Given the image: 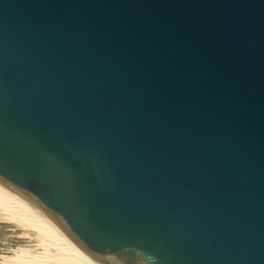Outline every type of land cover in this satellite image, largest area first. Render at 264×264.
Masks as SVG:
<instances>
[{
	"label": "water",
	"instance_id": "water-1",
	"mask_svg": "<svg viewBox=\"0 0 264 264\" xmlns=\"http://www.w3.org/2000/svg\"><path fill=\"white\" fill-rule=\"evenodd\" d=\"M0 185L101 264H264V0H0Z\"/></svg>",
	"mask_w": 264,
	"mask_h": 264
},
{
	"label": "bare ground",
	"instance_id": "bare-ground-1",
	"mask_svg": "<svg viewBox=\"0 0 264 264\" xmlns=\"http://www.w3.org/2000/svg\"><path fill=\"white\" fill-rule=\"evenodd\" d=\"M0 224L14 226L32 245L0 253V264H101L35 207L0 185Z\"/></svg>",
	"mask_w": 264,
	"mask_h": 264
},
{
	"label": "rangeland",
	"instance_id": "rangeland-1",
	"mask_svg": "<svg viewBox=\"0 0 264 264\" xmlns=\"http://www.w3.org/2000/svg\"><path fill=\"white\" fill-rule=\"evenodd\" d=\"M21 231L8 224H0V253L8 252L20 245H32L30 238H23Z\"/></svg>",
	"mask_w": 264,
	"mask_h": 264
}]
</instances>
